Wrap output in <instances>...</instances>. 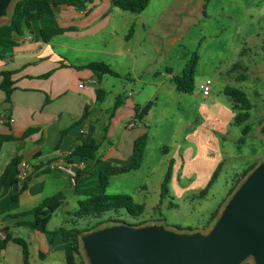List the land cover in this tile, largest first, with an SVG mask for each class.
I'll return each mask as SVG.
<instances>
[{
    "label": "crops",
    "instance_id": "1",
    "mask_svg": "<svg viewBox=\"0 0 264 264\" xmlns=\"http://www.w3.org/2000/svg\"><path fill=\"white\" fill-rule=\"evenodd\" d=\"M103 1L104 3L99 6H104V9L97 11L99 8H96L94 11L96 13H92L96 5L91 7L88 4L84 10L67 5L59 6L53 15L30 21L28 28H24L20 34L14 36L16 40L14 46L0 48V82L1 71L4 70L12 73L11 78L14 81L9 100L5 99V94L0 88V105L4 101L10 103L7 110L0 108V135L9 134L15 137L12 140L3 141L0 146V176L11 160L18 158L16 164L11 166L6 181L0 189V228L6 232V237L9 235L11 238L19 237L13 236L12 231L18 232L17 229L21 227L26 229V237L20 238L27 244L28 262L32 251L36 257L41 258L63 252V241L57 230L60 226L69 225L70 213L77 209L79 200L88 195L100 193L102 190L107 193L108 184L118 176H126L130 172L138 174L140 170H143L149 139L147 123L151 120L160 98H163V102L165 101V107L169 97L186 99L183 94L190 96L195 94L193 91L189 93L177 91L172 80L173 76L183 73L191 57H186L182 66L176 70L170 67L169 72L164 73L158 72V68L150 65L154 58L149 56V53L146 55L144 50L138 51L137 47L123 43L120 37L112 41L114 44L110 49L103 51L108 41L112 39V33L116 34L115 25H112L113 28L106 33L105 29L107 30L110 24L109 20L96 21V18L102 16L104 14L102 12L108 7L110 10L117 8L109 0ZM182 5L180 11L176 10L179 17L183 13L182 17L189 15L191 9L188 10V7L192 6V0H183ZM145 9L135 14L140 16ZM150 16L151 18L139 19L137 24L141 31L130 28L125 39L128 41L135 33H141L147 40V50L153 48L159 52L163 43L161 38L165 37V35L161 37L160 32H164L167 14L158 12ZM175 17V14L170 16V22L174 25L180 23ZM7 21L8 17L0 18V24ZM133 25L135 26V22ZM45 27L62 28L64 31L44 41L40 38V30ZM171 41H174L173 37ZM104 52L111 57V60L115 59L117 64L129 58L131 72L127 75L149 84L148 94L146 93L145 96L133 91L122 100L119 91L108 90L102 84L104 75L109 74L98 76L89 68L79 67L89 62H103ZM111 60H106V63L112 68ZM196 66L194 78L197 74ZM233 70L231 66L227 72L223 73L227 77V82L237 81L239 74L233 73ZM114 71L120 75V72ZM47 72H50L48 76H42ZM214 72L215 75H220V67H216ZM143 76L146 78H141ZM197 77L199 79V76ZM207 78L210 79V76ZM80 83H83L82 87H79ZM97 89L103 91V94L102 92L99 94L101 97L99 101ZM201 96L204 101L208 100L215 107L216 104H218L217 107L223 105L217 97L210 96L209 93L206 96L201 94ZM117 98L120 103L114 108ZM148 101L153 102L151 108L141 120L136 119V108L140 109ZM162 111L159 110L158 113ZM8 117L13 118V121L4 120ZM131 123L133 125L130 126ZM143 134L147 135V142L138 168L112 174L108 177L105 188H99L100 172L108 166L127 165L133 154L134 141ZM90 139L97 141L99 146L95 160L89 163L88 171L82 172L86 169L85 163L71 151L78 141ZM183 140V143L171 141L174 143L172 144L173 152L166 145L159 147L162 153L157 162L164 166L161 180L158 182L159 196L161 182L169 167L171 175L168 185L172 188L176 186V179L183 177V173L176 172L177 165L182 160V156L190 151L191 146L188 142L192 138L184 135L181 137V141ZM176 157H180L181 160H176ZM192 158L193 156H190L188 159L191 163ZM58 159L72 163L83 162L84 167L77 169V172L81 171V173L75 183H72L68 174L52 167V163ZM21 161L27 162L30 166L24 180L17 176ZM140 176V181L134 186L133 196H131L134 201L145 206L144 200H135L134 196L148 194L146 185L149 171ZM22 184H25V187L21 190ZM112 191H114L112 194L119 193ZM14 195L15 198H13ZM54 197H60L61 202L51 214L44 232L17 225L19 220L30 219V216H20L22 213ZM5 247L0 249V264H23L21 246L13 251V259L8 252L11 247Z\"/></svg>",
    "mask_w": 264,
    "mask_h": 264
},
{
    "label": "rangeland",
    "instance_id": "2",
    "mask_svg": "<svg viewBox=\"0 0 264 264\" xmlns=\"http://www.w3.org/2000/svg\"><path fill=\"white\" fill-rule=\"evenodd\" d=\"M149 2L145 12L140 16L119 8L110 10L108 7L102 12L104 13L102 16L96 18V21L109 20L106 33H109L113 28L112 25H115L116 34L112 33V39L108 41L103 51L110 49L114 44L112 41L120 37L123 43L137 47L138 51L144 50L146 55L149 53V56L154 58L150 65L158 68V72L164 73L169 72L170 67L176 70L182 66L186 57L190 58L196 54L197 74L193 79L192 90L195 94L192 96L183 94L186 99L169 97L165 107V101L160 98L151 120L147 123L149 139L143 170L138 174L130 172L126 176H118L108 184L107 194H112L114 192L112 190H115L133 196V188L140 181V175L149 171L146 185L148 194L134 196L135 200L145 202L143 215L131 217L122 213V219L129 224H138L143 220H162L170 228H200L206 231L214 220L209 223L210 216L219 206L216 216L218 215L229 196L230 188H234L238 183H235V180L241 172L264 157V139L258 133L259 127L264 122V0H192V6L188 7L191 11L185 17H182L184 13L179 17L176 12L183 6V0H150ZM101 3L103 4L104 1L93 0L89 3L91 7L96 5L94 9L92 8V13L96 8H99L97 11L104 9V6H99ZM158 12L167 14L164 32H160L161 37L164 35L165 37L161 38L163 43L159 52L153 48L147 50V40L141 33H135L126 41L125 37L130 28L141 31L137 24L139 19L151 18L150 14ZM174 14L180 21L175 25L170 22V16ZM106 33L104 35H108ZM171 37L174 39L173 42ZM103 60L106 63L111 57L104 52ZM110 63L114 70L120 72V76L116 78L104 75L102 84L108 90L119 91L122 100L133 91L145 96L146 93L148 94L149 84L127 75L131 72L129 58L123 59L118 64L112 59ZM235 63L237 67L232 72L244 74L245 79L227 82V77L223 73ZM216 67H220V75H215ZM207 76H210L211 80L209 94L221 101L223 104L221 107H217L216 104V108L208 100L204 101L201 96L199 84ZM227 85L244 90L251 102L250 117L241 124L234 122L237 111L231 108L230 101L223 93V88ZM175 94L178 95L177 92ZM159 110H163L162 113H158ZM246 125L250 128L249 132L244 136L243 142H238L241 129ZM184 135L192 138L188 142L191 146V155L188 151L182 156V160L180 157L175 158L181 160L176 172L183 173V177L176 179L175 187L168 185V194L161 198L158 194V182L161 180L164 166L157 162L162 153L159 147L166 145L173 152L172 144L178 141L183 143L181 137ZM172 140L174 143H171ZM177 155L180 156L179 153ZM190 156H193L192 163L188 161ZM217 166H220V170L215 180L208 192L199 197V191L207 185ZM113 216L112 212H107L100 218ZM96 220L91 218L90 222ZM17 231H12L11 234L26 237L27 231L24 227ZM5 246L11 247L12 251L9 248L8 252L13 259V251L20 245L7 241ZM81 258L84 264H87L82 252ZM29 263L64 264V254L57 252L53 256L41 258L36 257L32 251ZM246 263L254 264L252 258H247L242 264Z\"/></svg>",
    "mask_w": 264,
    "mask_h": 264
},
{
    "label": "trees",
    "instance_id": "3",
    "mask_svg": "<svg viewBox=\"0 0 264 264\" xmlns=\"http://www.w3.org/2000/svg\"><path fill=\"white\" fill-rule=\"evenodd\" d=\"M110 3L124 11H129L132 13H139L146 8L150 0H109ZM92 0H16L13 4L11 14L8 18V21L0 24V48L14 46L16 40L14 36L20 34L24 28L29 27V23L32 20L39 19L42 16L53 15L55 9L62 5L73 6L76 9L84 10ZM88 11V10H87ZM64 29L54 28V27H45L40 30V38L44 41H48L51 37L62 33ZM197 55H192L189 62L186 64V67L182 74L173 76V83L175 89L180 92H191L193 90V79L194 71L196 66ZM89 68L96 75L101 76L104 74H109L112 76H120L115 72L107 63L105 62H89L85 65L79 66ZM237 64L235 63L232 66V69L236 68ZM50 72L45 73L42 76H48ZM2 79L0 82V88L5 94V99H10V94L14 88L13 79L11 78L12 73L10 71L4 70L1 71ZM245 79L244 74H239L237 81H242ZM98 93L97 100H101L99 94H103L101 89H97ZM223 93L227 96L230 101L231 108L234 111H237V114L234 116V122L236 124H241L245 122L250 117V109L252 107L249 98L247 97L244 90L225 86L223 88ZM120 103L119 99L114 103V108ZM153 102L148 101L140 109L136 108V119L141 120L143 116L146 115L148 110L151 108ZM249 126H244L241 129V136L239 137V142L244 141V136L249 132ZM25 134V133H24ZM15 137L13 135H0V146L3 141L12 140ZM147 142V135L143 134L139 136L134 141L133 154L130 162L125 166H108L100 172L99 184L98 187L103 189L106 186L108 177L112 174H118L134 170L138 168L141 164L145 147ZM99 143L94 139L88 141H78L72 148V154L77 155L81 161L85 163L86 169L82 172H87L89 168V163L95 160L96 151L98 149ZM18 158H14L11 162L5 167L3 173L0 176V189L1 186L6 181L8 173L12 165L16 164ZM255 164L249 166L247 169H244L239 177L235 180V183L239 180L254 166ZM220 166H217L213 171V174L207 183V185L201 189L198 193L199 197L204 196L213 181L215 180ZM81 171L77 172L75 180L79 178ZM171 175V168L169 167L166 171L164 178L160 185V197L163 198L169 192L168 183ZM235 186V185H234ZM233 186V187H234ZM25 184H22L20 189H24ZM233 188H230L229 192ZM16 196L14 195L13 198ZM61 198L54 197L49 200H45L40 203L38 206L32 208L31 210L22 213L20 216H30V219H23L17 221V225H23L30 229H36L44 232L46 229L47 222L49 221L53 211L60 205ZM219 207V206H218ZM218 207L210 216L209 223L216 217L218 212ZM145 206L142 203L135 202L131 195L126 193H116V194H107L103 190L100 193L91 194L85 198L78 201V207L75 211L71 212V219L68 226H60L57 230L63 241V253H64V263L65 264H84V261L81 258V246L79 235L94 227H97L105 222H118V223H127L122 219V213L127 214L131 217H140L143 215ZM107 212H112L113 217L109 218H100ZM19 216V215H17ZM91 218H96L97 220L93 223L90 222ZM147 220H143L138 224L145 223ZM83 223V225H82ZM179 229V228H178ZM188 229V228H187ZM12 240L14 243L21 246L22 249V259L23 264H29L28 262V248L24 239L20 237L11 238L7 235L6 238L0 240V249L4 248L5 243L8 240ZM248 264V263H246Z\"/></svg>",
    "mask_w": 264,
    "mask_h": 264
},
{
    "label": "water",
    "instance_id": "4",
    "mask_svg": "<svg viewBox=\"0 0 264 264\" xmlns=\"http://www.w3.org/2000/svg\"><path fill=\"white\" fill-rule=\"evenodd\" d=\"M16 0H0V18ZM8 101L0 108L7 110ZM264 139V122L258 129ZM87 264H264V157L235 185L209 228H170L162 220L105 222L79 235Z\"/></svg>",
    "mask_w": 264,
    "mask_h": 264
},
{
    "label": "built area",
    "instance_id": "5",
    "mask_svg": "<svg viewBox=\"0 0 264 264\" xmlns=\"http://www.w3.org/2000/svg\"><path fill=\"white\" fill-rule=\"evenodd\" d=\"M210 84H211V80L209 78L205 79L202 83H200L199 88H200L202 95L204 96L208 95L210 91ZM82 86H83V83H80L79 87H82ZM4 120L8 122H12L13 118L8 117V118H4ZM131 125H133V123H131L130 126ZM52 167L68 174L72 180V183H75L77 169L83 168L84 164L83 162L72 163V162H68L63 159H58L52 163ZM29 169H30V166L27 162L25 161L19 162V170L17 174L18 178L24 180L28 175ZM5 237H6V232L2 228H0V239H4Z\"/></svg>",
    "mask_w": 264,
    "mask_h": 264
}]
</instances>
